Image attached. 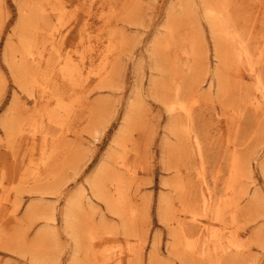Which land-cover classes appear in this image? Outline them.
<instances>
[{
    "label": "rangeland",
    "instance_id": "rangeland-1",
    "mask_svg": "<svg viewBox=\"0 0 264 264\" xmlns=\"http://www.w3.org/2000/svg\"><path fill=\"white\" fill-rule=\"evenodd\" d=\"M54 3L50 27L59 41L44 87L47 80L27 84L9 67L20 60L19 14L38 3L0 2V264H73L63 221L71 200L75 264H264V107L246 109L255 83L219 62L205 17L215 6L230 15L264 91V0ZM106 45L102 65L97 55ZM69 57L76 66L70 80L61 75ZM176 87V101L193 109L189 119L167 111ZM42 91L49 97L39 103ZM59 105L60 125H48L46 113ZM184 131L197 138L202 158L185 157ZM27 132L35 145L22 141ZM232 148L242 162L233 196L226 189ZM120 159L125 166L116 171ZM118 173L121 206L110 183ZM197 185L217 203L232 200L218 219L216 202L196 207ZM108 191L114 196L104 202ZM188 210L204 228L200 238L173 221L174 212L188 217Z\"/></svg>",
    "mask_w": 264,
    "mask_h": 264
},
{
    "label": "bare ground",
    "instance_id": "bare-ground-1",
    "mask_svg": "<svg viewBox=\"0 0 264 264\" xmlns=\"http://www.w3.org/2000/svg\"><path fill=\"white\" fill-rule=\"evenodd\" d=\"M86 3L90 4L93 0H85ZM108 0H98L100 5H103ZM1 2V0H0ZM38 3L37 6L33 7L31 10V14H19L18 23H17V32H18V39H19V64L16 67L9 66L12 73L15 74L18 78H21L27 84L34 85L39 82V80L44 79L47 80L46 84L52 82L51 73L53 71L54 65L51 62L54 52H56V43L59 41L57 37L51 32L52 28L50 27L51 24V16L52 13L57 11V6L54 3L55 0H36ZM102 7V6H101ZM219 6H215L216 9L207 8L205 17L208 21V26L212 35V39L216 44V53L219 62H224L225 60L228 61V64L235 65V76L238 78H243V71H245L246 76L251 81L255 83V92L254 94H249L246 97V109L251 111L255 114V112H259L263 110L264 107V91L260 86V79L257 75V69L255 64L252 62V50L249 47V44L244 39L239 32L234 29L230 30L231 26V17L228 14H220L217 10ZM19 11H22V8L19 7ZM6 16L0 14V35L2 33L3 27L5 25ZM232 44L233 46H231ZM237 46H234L236 45ZM46 52V54H45ZM111 49L109 45L104 47L103 50H100L97 58L101 59L100 63L102 65L107 64V58L109 57V53ZM3 60L6 64H8L7 55L3 53ZM70 57L67 60L68 66L62 71L61 75L63 79L70 80L74 73H75V65ZM107 73V68L105 71H102L101 75H105ZM18 83V82H17ZM19 82L18 84H20ZM21 83V87H22ZM43 88V87H42ZM47 93V92H46ZM181 95V90L179 87H176L173 100L166 99L165 105L167 106V111H174L180 116H183L189 119L192 116L193 109L189 106V104L185 101H176ZM45 91H42L41 94L38 96L39 103L45 100ZM247 110V111H248ZM58 111L65 112L63 106L59 105L57 107V111L53 113H46L47 123L48 125H60L57 120V115L59 114ZM29 134V135H28ZM180 141V148L184 151V155L187 159L200 157L201 155V147L197 140L193 136H189L185 131L180 132L179 135ZM23 142L26 141L24 144L31 143L35 145L36 139L34 135L29 132L24 136ZM235 148H232L230 153V162L228 165V177L226 183V189L229 191L230 195H234L235 193V186L238 182L240 173L242 171V162L239 160ZM193 155V156H192ZM124 161L120 159L115 164V170L119 171L120 169L124 168ZM201 167V165H200ZM262 171L264 175V164L262 165ZM111 185L113 186V192L117 194L116 198V205L121 206L123 203L122 197V189H123V182L121 179L120 174L118 176L113 175L110 181ZM98 192V189H97ZM110 194L109 191L106 192L105 200H110L114 196ZM193 200L196 203V207L202 211L209 210L213 204L216 202L211 193H206V190L201 186L197 185L193 191ZM97 198H101L100 194H95ZM107 199V200H106ZM227 201H232L231 199H225L223 201H219L217 205V209L215 214L213 215L214 219H218L221 214V207ZM77 206V202L70 201L67 203L65 208V212L63 214V221L64 227L66 229L67 235H69L74 243L73 248V264H75V259L77 257V251L79 250L78 245V237L77 232L73 226V219H72V209ZM183 212V211H182ZM181 211L173 213V221L180 226V228L188 231L193 236L201 237L202 230L198 224V219L196 218L195 212L192 210H188L185 213H189L187 217ZM234 217V213L232 214ZM187 232V233H188ZM182 234H185L182 231ZM211 238L217 241L218 237L216 235H212ZM239 246H234L231 251H240ZM231 249V248H230ZM203 255L206 254L205 250H202ZM201 252V254H202ZM203 257V256H202ZM215 264V263H213Z\"/></svg>",
    "mask_w": 264,
    "mask_h": 264
}]
</instances>
